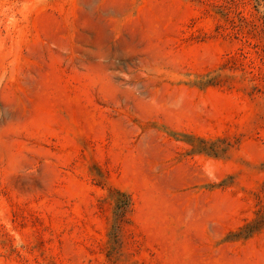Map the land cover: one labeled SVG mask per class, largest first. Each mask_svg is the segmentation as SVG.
Instances as JSON below:
<instances>
[{
	"label": "rangeland",
	"instance_id": "rangeland-1",
	"mask_svg": "<svg viewBox=\"0 0 264 264\" xmlns=\"http://www.w3.org/2000/svg\"><path fill=\"white\" fill-rule=\"evenodd\" d=\"M0 264H264V0H0Z\"/></svg>",
	"mask_w": 264,
	"mask_h": 264
}]
</instances>
